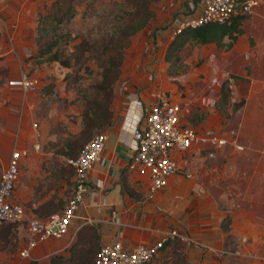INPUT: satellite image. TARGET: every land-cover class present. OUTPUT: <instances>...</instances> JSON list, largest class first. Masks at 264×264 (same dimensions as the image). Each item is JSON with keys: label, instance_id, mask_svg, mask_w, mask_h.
Returning a JSON list of instances; mask_svg holds the SVG:
<instances>
[{"label": "crops", "instance_id": "1", "mask_svg": "<svg viewBox=\"0 0 264 264\" xmlns=\"http://www.w3.org/2000/svg\"><path fill=\"white\" fill-rule=\"evenodd\" d=\"M256 1L236 39L224 37L222 45L199 44L206 46L202 68L190 73L189 61L188 73L177 76L185 86L184 96L170 97L180 105L183 126L235 138L243 150L194 145L176 153L177 173L156 192L150 191L146 176L128 168L132 132L144 112L133 97L148 105L159 94L174 23L196 15L201 6V0H160L155 16L129 47L133 70L126 72L127 60L113 97L112 122L103 131L108 140L102 159L86 182L95 194L85 193L65 236L38 243L30 257L19 256L27 236L26 225H21L26 221L19 223L15 248L0 250V264H40L51 255H63L87 224L98 232L100 245L120 241L126 247L152 244L176 229L189 237L188 242L175 238L182 264H264V9ZM38 9L37 0H0V173L14 147L27 150L13 201L24 207L27 218L42 220L48 205L64 206L72 185L65 157L35 146L54 140L49 129L59 121L71 127L55 115L54 107L36 115L41 84L32 97V111L26 110L20 94L21 73L37 74L33 57ZM223 87L229 88L227 100L222 98ZM33 118L39 123L38 131H32L39 134L36 139L27 130ZM170 248L171 244L166 250Z\"/></svg>", "mask_w": 264, "mask_h": 264}, {"label": "built area", "instance_id": "2", "mask_svg": "<svg viewBox=\"0 0 264 264\" xmlns=\"http://www.w3.org/2000/svg\"><path fill=\"white\" fill-rule=\"evenodd\" d=\"M256 5V0H201L196 15L176 19L173 35L188 27L227 23L236 14H251ZM40 84L36 75L29 71L21 73L20 88L26 110H33L31 100L40 89ZM133 101L136 106L143 107L144 112L139 125L132 132L133 154L128 168L148 178L151 192L167 186L170 177L178 171L174 155L191 146L213 149L232 146L236 150H243L235 138L200 133L190 126H183L180 122V105L165 93L157 94L148 105L136 96ZM31 127L36 130L38 123L31 122ZM107 140L106 132H98L79 148L77 156L71 160L74 170L71 195L59 212L44 220L27 218L24 207L13 201L21 159L27 155V150L18 147L11 150L7 164L0 173V226L26 221L27 236L19 256L30 257L38 243L49 238H61L69 232L85 193L95 194V190L87 188L86 182L94 164L101 161ZM38 147L35 146L36 149ZM175 238L182 242L189 240L187 235L173 229L148 245L126 247L120 241L103 243L95 253L94 264H148L159 255L166 242Z\"/></svg>", "mask_w": 264, "mask_h": 264}, {"label": "rangeland", "instance_id": "3", "mask_svg": "<svg viewBox=\"0 0 264 264\" xmlns=\"http://www.w3.org/2000/svg\"><path fill=\"white\" fill-rule=\"evenodd\" d=\"M37 1L39 11L36 15V23L39 16L45 14L52 3V0ZM159 1L152 3L151 7L153 10L154 8L158 7ZM259 5V8L264 9V0H259ZM133 8L134 7L131 5V0H84L76 5V11L73 17L65 20L63 23L57 26L54 35L50 33L49 35H45L42 39V41L57 39L59 43L57 46L53 47V51H62V53H64V55L61 56L63 61L68 58L70 52L74 51V45L82 42V48L85 49L81 62L78 64H72L68 68L62 66L58 62L42 63V65H38V68H35L37 71L36 77L39 79L42 85L40 92L36 95V97L39 99L37 101L38 108L36 115H43L47 112L49 107H54L55 115H57L58 118L69 122V127H71L70 129L64 128L62 121L52 125L49 129V134H53L54 140L43 143L39 142L40 146L36 150H51L55 153L62 154L65 157L64 163L67 166V170L69 172L70 186L73 184L72 178L74 177V170L71 160L77 156L79 145H81L87 139L92 138L97 132L94 131L93 134L87 139H82L78 136L82 129L81 120L79 124V118H82V114L85 111L86 105H90L95 96L98 97V95H100L102 97L108 98L111 94L112 98L110 107L112 110L114 93L119 86V81L124 74V66H127V60L128 64L130 63V65L127 66L126 72L133 70L131 63L134 56L133 53L129 51V47L135 35L131 37L129 46L120 48L117 45L118 28L121 26L124 19H128V14L133 10ZM256 10L257 9H255L254 13ZM35 28H37V24ZM107 47L117 48V50L122 53V64L118 78L115 82L110 84L109 88V83L104 82L101 77V73L103 71V62L107 59V55L103 54V50H105ZM205 52L206 46L191 42L179 54V62L176 61L169 64L165 62L167 67L165 66V70L163 71L164 77H162V83H159V86L161 87L159 93H166L168 97H172L173 99H177L179 95L183 97L185 93V89L183 88L185 86L183 87V84L177 80V76L188 73L186 69L189 67V61L192 62L191 71L189 72L198 73L199 69L202 68V64L204 63ZM142 64L143 68L145 69V58ZM139 81L141 83L145 82V78H140ZM2 82L3 78L0 75V97L2 95ZM102 85L107 87V90H100ZM20 94H22V92ZM208 114L209 111L207 112V115ZM31 120L37 121L34 118ZM38 129L39 123L36 132ZM27 130L30 134H34V132H32L33 129L30 122L27 125ZM34 136L39 138V134L38 136H36V134L32 135V138ZM65 140L69 143V145L66 147L64 146ZM71 191L72 189H70V192ZM6 225L7 224L0 226V229L4 228ZM21 225L26 224L23 222ZM10 226L14 227L15 225L10 224ZM13 237L14 235L12 238ZM89 237L91 238L90 233ZM75 240H77V237H75L73 242H75ZM87 240L80 241L81 244L77 248L83 249V252L86 251L89 246ZM12 244L13 247H11L9 244L5 245L0 243V245H2L0 250L15 248L16 243L14 239L12 240ZM165 254L166 252L162 250L159 255L149 264H165L171 261L174 263V258L172 255ZM52 257H54V255H51L39 263L50 264ZM63 257H70V252L67 251V253L63 254Z\"/></svg>", "mask_w": 264, "mask_h": 264}, {"label": "trees", "instance_id": "4", "mask_svg": "<svg viewBox=\"0 0 264 264\" xmlns=\"http://www.w3.org/2000/svg\"><path fill=\"white\" fill-rule=\"evenodd\" d=\"M82 1L84 0H52L48 11L42 16H39L36 28L37 37L35 40L36 54L33 57L36 64L42 65V63L58 62L62 66L68 68L72 64H78L81 62L85 52V49L82 48V42L74 45V51L70 52L68 58L63 61L61 56H63L64 53L57 50L53 51V47L57 46L59 43L57 39H52L50 41H42V39L45 35H49L50 33L54 35L57 26L65 20L73 17L75 15L76 5ZM158 1L159 0H131V5L134 8L128 14V19L123 20L117 31V45L120 48L129 46L131 37L143 30L149 24L155 16L154 10L151 7L152 3ZM244 18L245 15L238 14L224 24H209L200 28L188 27L182 30L179 34L175 35L169 43L164 55V60L167 63L178 61L179 54L191 42L197 44L215 43L217 45H222L224 37L230 38L231 41L236 39L243 31L241 28V22ZM103 54L107 55V59L103 62L101 77L104 82L109 83V88L110 84L115 82L118 78L122 64V53L118 51L117 48L107 47L103 50ZM100 90L105 91L107 90V87L102 85ZM228 95L229 88L227 87L225 89L223 87L222 98L227 100ZM111 98V94L108 98L98 95V97L95 96L90 105H86L81 118L82 129L78 134L79 137L87 139L94 131H97L96 133H98V131L102 132L111 124L113 118V112L110 107ZM88 140L89 139L86 141ZM86 141L79 145V148ZM68 145V141L65 140L64 146L66 147ZM58 206L59 205L53 207L48 205V214L46 216L41 215L44 216V219H47L51 214L58 212L63 207L59 208ZM10 224L15 226L11 227ZM18 225L19 223H7L4 228L0 229V243L5 245L9 244L13 247L12 240L14 237L12 238V236L17 230ZM89 233L91 238L89 237ZM76 237L77 240H75L67 250L70 252V257L64 258L63 255L55 254L54 257L51 258L50 264H94L95 253L100 247L99 234L96 229L88 224L84 225L79 229ZM82 240H87L89 244L84 252L83 249L77 248ZM178 242L179 241L176 239H171L166 242L162 248L167 255H172L174 263L171 260L170 261L173 264L183 263V256ZM170 244L171 248L166 250V247L170 246ZM0 247H2V245H0ZM33 264H37V262H34Z\"/></svg>", "mask_w": 264, "mask_h": 264}]
</instances>
